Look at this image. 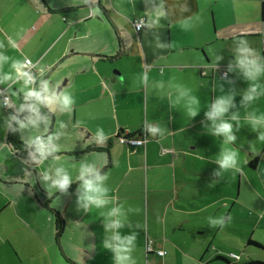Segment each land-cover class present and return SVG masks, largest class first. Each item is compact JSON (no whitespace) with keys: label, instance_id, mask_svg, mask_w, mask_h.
I'll use <instances>...</instances> for the list:
<instances>
[{"label":"crops","instance_id":"crops-1","mask_svg":"<svg viewBox=\"0 0 264 264\" xmlns=\"http://www.w3.org/2000/svg\"><path fill=\"white\" fill-rule=\"evenodd\" d=\"M182 4L188 11L180 12ZM150 8L149 0H0V43L10 57L3 70L11 71L12 59L28 57L46 68L45 79L59 82L58 91L72 93L71 114L53 115L41 108L52 119L48 133L57 131L58 121L64 122L65 135L57 143L62 146L59 154L70 164L107 161L100 171L109 176L104 183L110 195L124 204L125 211L139 209L128 212L134 227L121 230L137 233L132 253L137 264H232L233 260L217 258L228 253L240 256L235 264L264 262L261 256L244 252L264 246V239L254 240L245 231L249 224L264 223V145L251 158L249 143L257 133L242 123L231 146L249 161L238 174L216 177L213 157L222 137L208 131L210 121L204 115L221 94L213 87L216 84L223 85L224 93H236L235 108L226 117L235 111L243 121L249 111L264 113L254 102L240 103L248 82L237 70L227 71L241 33L264 55V0H166L165 8L171 12L163 26L136 31L133 23L146 19L145 10ZM184 19L190 20L187 30L180 27ZM154 32L170 46L157 48ZM8 37L16 40V49L7 45ZM213 55L222 59L213 62ZM145 72L149 79L140 84ZM175 85L190 88L198 97L201 107L195 117H187L181 105H171ZM260 100L264 104V96ZM14 111L15 107L0 108V212L9 211L16 219L0 222V229L7 232L0 235V264H113L112 253L101 247L108 235L103 218L85 213L76 203L79 182L65 194L52 195L40 183L42 168L23 149L36 130L9 132L4 121ZM149 122L160 123L166 135L148 136L143 126ZM97 128L108 137L102 145L93 139ZM142 136L145 144L118 141ZM17 142L20 150L13 145ZM71 171L75 174V168ZM214 180L218 182L209 187ZM236 204L243 216L233 212ZM56 213L65 222L62 232L68 229L64 253L56 236ZM209 216L223 217V226L208 225ZM236 216L244 223L240 230L245 233L244 247L237 237L225 240L241 248L240 254L214 240Z\"/></svg>","mask_w":264,"mask_h":264},{"label":"clouds","instance_id":"clouds-1","mask_svg":"<svg viewBox=\"0 0 264 264\" xmlns=\"http://www.w3.org/2000/svg\"><path fill=\"white\" fill-rule=\"evenodd\" d=\"M150 9L145 10L146 19H141L136 28H146L155 30L162 27V20L170 16L171 9L165 8L166 0H149ZM180 12L188 11L186 4L179 6ZM198 19V17H195ZM180 27L187 30L190 27V20L184 19L180 22ZM156 47L165 48L170 45L161 42L160 36L153 33ZM245 33H241L236 38L235 48L233 50V59L229 63L228 72L237 70L240 75L248 82L240 103L247 102L249 105L264 96V84L260 83L264 77V55L261 51L251 47L246 39ZM7 45L17 48L16 40L12 37L7 38ZM4 45L0 43V86L5 90L0 91V108L15 107V111L10 113L4 124L7 130L12 133H20L22 130H36L28 136L24 142V148L27 151L29 160L36 166L42 168L40 183L46 188L49 195L53 193H67L70 185L78 181L76 189V203L80 209L88 214H98L103 218V228L108 234L107 238L101 241L102 249H107L112 253L113 264H137L132 253L137 247V233L128 231L122 233L124 228L132 229L134 226L128 221V212L139 211L138 208L129 207L125 211L123 203H116V197L110 195V188L104 183L108 179L106 172H101L100 168L104 163L82 160L78 165L68 163L59 153L62 146L57 143L61 136L65 135L63 129L66 127L63 121L57 122V131L48 133L51 125V117L42 114L41 108H47L49 113L56 115L71 114L74 97L67 90H59L60 84L50 83L44 78L46 68L24 57L23 59H12L10 63L11 71L3 70L5 65L9 64L10 57L2 49ZM222 59L220 55H213V62ZM149 77L145 72L140 75L139 83H147ZM175 95H170L169 100L173 107L181 105L187 117H195L200 110V101L193 94L190 88L183 85H175ZM214 88H219L221 94L207 105L204 115L210 126L208 131L215 137H222L220 150L213 157L214 163L218 165L215 170V176L221 177L225 173L233 175L242 171V166L247 165L249 159L241 156L240 150L231 145L237 140L235 131L242 123L249 126L250 130L256 132V139L249 143L250 157L253 158L260 153L261 145H264V113H258L256 110L249 111L241 121L238 112H231L226 117L230 109L235 108L234 91L224 93L223 85L216 84ZM7 93V94H6ZM16 98L18 102L13 100ZM26 113V115H20ZM233 122H235V127ZM43 123V129H41ZM148 136L162 138L166 135L165 129L160 123H146L143 126ZM93 139L97 145L106 143L108 137L103 128H97ZM202 159V157H201ZM46 162H49L46 164ZM75 168V174L71 169ZM212 181L209 187L217 183ZM109 206V207H105ZM208 225L215 227L223 226V217L209 216ZM231 260L239 261L240 256L232 254Z\"/></svg>","mask_w":264,"mask_h":264},{"label":"rangeland","instance_id":"rangeland-1","mask_svg":"<svg viewBox=\"0 0 264 264\" xmlns=\"http://www.w3.org/2000/svg\"><path fill=\"white\" fill-rule=\"evenodd\" d=\"M254 106L257 107V105L262 106V108H264V104L261 103V100L258 99L257 101L254 102ZM51 117V116H50ZM52 120V119H51ZM233 212L239 216H243V211L240 208L239 205H235V207L233 208ZM14 213V212H13ZM9 211H3L2 213L0 212V222H16V219L14 217V219L12 217H9ZM7 215V216H6ZM10 218V221L8 220ZM237 216L236 218H231V220L229 222L226 223L225 225V231L222 232L220 230L217 231V236L216 238H214V240H216L217 242H220L221 244L226 245L227 247H229L230 249H233L235 251H237L239 254L242 253V249L238 248V247H234V245L228 243L225 238H230L233 239V237H237L238 240H240L241 243L240 246L244 247V244L242 243L243 240L242 238H245L244 234L242 232H240V230H242L241 225H244V223H240L237 221ZM235 221V222H234ZM63 225L65 226V222H62ZM245 231L250 235V237H252L254 240L256 239H264V223H259L255 225L254 224H249ZM5 233H7L5 230L0 229V235L2 237H5ZM63 235V236H62ZM68 239V229H66V231L60 234L59 236V246H60V252L64 253V248L67 249L66 247H69V245H67V243L65 242V240ZM213 240V241H214ZM202 242H205L203 240H201ZM210 249L213 250L214 247L210 246ZM244 252L250 254V256H261L264 259V246L261 248H253V247H247L246 250H244ZM230 255L231 253L226 254V257L230 259ZM235 260H233L232 264H235L234 262ZM239 262H236V264ZM264 263V262H263ZM239 264H244L243 261H240Z\"/></svg>","mask_w":264,"mask_h":264},{"label":"built area","instance_id":"built-area-1","mask_svg":"<svg viewBox=\"0 0 264 264\" xmlns=\"http://www.w3.org/2000/svg\"><path fill=\"white\" fill-rule=\"evenodd\" d=\"M139 21L140 20H137L136 22L133 23L136 31H139L141 29V28L140 29L136 28V25ZM0 91H4V90H0ZM0 98L2 99L3 97H0ZM118 141H120L121 143H127V144H131V145H140V144H143L145 142L143 136L141 138H121V137H118ZM161 152H164V150H161ZM149 243L150 242H148V244L146 246L147 251L150 250V244ZM158 254L163 255L164 251H158ZM232 254H234V253H231L230 257L232 256Z\"/></svg>","mask_w":264,"mask_h":264},{"label":"trees","instance_id":"trees-1","mask_svg":"<svg viewBox=\"0 0 264 264\" xmlns=\"http://www.w3.org/2000/svg\"><path fill=\"white\" fill-rule=\"evenodd\" d=\"M145 142H147V141H145ZM145 142H144V144H145ZM14 145V147H15V149H18V150H20V148H17V147H19L18 145H21V143L20 142H17V144L15 145V144H13ZM23 149H24V147H23ZM55 227H56V236L57 237H59V235L61 234V232H62V220H61V217H60V215L59 214H57L56 213V215H55ZM218 259H221V260H223V261H227V259L228 260H231V259H229V258H225V257H221V256H218L217 257ZM246 264H264L263 262H261V261H258V260H251V261H249V262H247Z\"/></svg>","mask_w":264,"mask_h":264},{"label":"water","instance_id":"water-1","mask_svg":"<svg viewBox=\"0 0 264 264\" xmlns=\"http://www.w3.org/2000/svg\"><path fill=\"white\" fill-rule=\"evenodd\" d=\"M124 50V44H123V41L121 42V52H123ZM120 52V53H121ZM87 55H91V56H98V55H95V54H87Z\"/></svg>","mask_w":264,"mask_h":264}]
</instances>
